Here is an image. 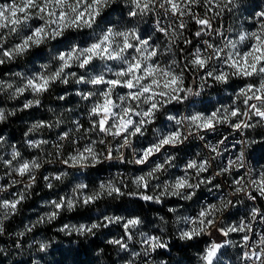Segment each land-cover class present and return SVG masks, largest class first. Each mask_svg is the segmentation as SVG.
<instances>
[{
    "label": "clouds",
    "instance_id": "clouds-1",
    "mask_svg": "<svg viewBox=\"0 0 264 264\" xmlns=\"http://www.w3.org/2000/svg\"><path fill=\"white\" fill-rule=\"evenodd\" d=\"M0 264H264V0H0Z\"/></svg>",
    "mask_w": 264,
    "mask_h": 264
}]
</instances>
